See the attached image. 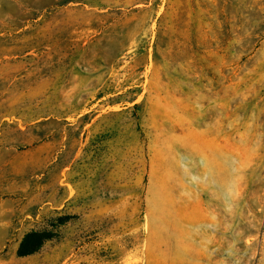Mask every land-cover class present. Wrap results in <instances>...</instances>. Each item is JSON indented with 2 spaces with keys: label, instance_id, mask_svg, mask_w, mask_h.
<instances>
[{
  "label": "rangeland",
  "instance_id": "obj_1",
  "mask_svg": "<svg viewBox=\"0 0 264 264\" xmlns=\"http://www.w3.org/2000/svg\"><path fill=\"white\" fill-rule=\"evenodd\" d=\"M0 264H264V0H0Z\"/></svg>",
  "mask_w": 264,
  "mask_h": 264
},
{
  "label": "trees",
  "instance_id": "obj_2",
  "mask_svg": "<svg viewBox=\"0 0 264 264\" xmlns=\"http://www.w3.org/2000/svg\"><path fill=\"white\" fill-rule=\"evenodd\" d=\"M50 235L47 231L31 230L27 232L18 245L17 255L19 257H26L37 253L45 241L49 239Z\"/></svg>",
  "mask_w": 264,
  "mask_h": 264
}]
</instances>
